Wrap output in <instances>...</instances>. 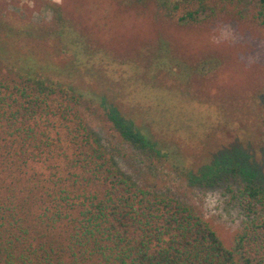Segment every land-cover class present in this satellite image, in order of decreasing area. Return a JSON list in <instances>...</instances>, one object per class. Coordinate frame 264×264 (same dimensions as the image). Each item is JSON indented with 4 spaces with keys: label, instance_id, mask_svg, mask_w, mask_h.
Wrapping results in <instances>:
<instances>
[{
    "label": "trees",
    "instance_id": "trees-1",
    "mask_svg": "<svg viewBox=\"0 0 264 264\" xmlns=\"http://www.w3.org/2000/svg\"><path fill=\"white\" fill-rule=\"evenodd\" d=\"M122 1L187 24L206 6L243 12L250 0ZM250 19L264 26V0ZM27 31L0 18V264H264V184L238 147L214 155L229 167L200 172L238 214L225 244L189 204L120 170L85 121L84 94L65 79L76 59ZM102 105L117 134L151 144Z\"/></svg>",
    "mask_w": 264,
    "mask_h": 264
},
{
    "label": "rangeland",
    "instance_id": "rangeland-1",
    "mask_svg": "<svg viewBox=\"0 0 264 264\" xmlns=\"http://www.w3.org/2000/svg\"><path fill=\"white\" fill-rule=\"evenodd\" d=\"M254 6L210 5L179 24L154 6L122 0H0V18L57 41L61 59H76L65 79L84 94L85 121L120 170L189 204L227 244L238 214L199 182L200 172L229 167L214 155L230 144L264 184V26L250 19ZM102 101L151 144L136 147L117 134Z\"/></svg>",
    "mask_w": 264,
    "mask_h": 264
}]
</instances>
